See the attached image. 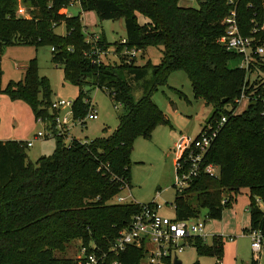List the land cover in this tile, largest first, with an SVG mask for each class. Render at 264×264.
Masks as SVG:
<instances>
[{
    "label": "trees",
    "instance_id": "1",
    "mask_svg": "<svg viewBox=\"0 0 264 264\" xmlns=\"http://www.w3.org/2000/svg\"><path fill=\"white\" fill-rule=\"evenodd\" d=\"M227 1H198V8H184L180 0H22L30 16L25 19L15 16V0H0V53L5 46L50 47L52 63L73 85L80 89L91 80L125 108L110 136L69 144L57 138L53 153L35 163L28 160L24 142L0 141V264H72L71 259L55 258V253L76 240L105 247L127 226L140 208L108 201L129 187L135 140L148 139L158 125L168 124L151 97L177 71L187 75L194 100L213 107L206 123L228 118L205 160L219 167L218 178L200 175L183 192H176L175 220L198 218L202 211L205 218L219 220L222 210L231 208L246 190L248 230L262 234L264 264V121L257 79L264 67L251 69L247 77L228 67L235 56L217 43L224 33L221 21L229 10ZM74 3L100 21L123 20L125 43L115 44L118 63H103L108 49L103 35L87 42L80 15L67 14ZM237 15L240 34L250 35L251 20L259 25L264 20V0H239ZM62 25L66 33L61 36L55 29ZM260 37L264 41V30ZM148 47L162 52L159 65L147 61L137 66L136 58L126 53ZM96 49L102 55L99 62ZM126 79L144 92L136 102ZM242 90L251 100L242 113L232 115ZM6 92L12 100L28 104L35 120L54 124L58 113L51 109L49 86L38 77L33 61L25 68L24 81ZM89 99L83 90L79 93L72 105L74 118L87 115L84 101ZM223 241L213 236L207 244L196 237L191 247L198 257L221 262ZM142 257L141 250L129 248L121 261L140 264Z\"/></svg>",
    "mask_w": 264,
    "mask_h": 264
},
{
    "label": "rangeland",
    "instance_id": "2",
    "mask_svg": "<svg viewBox=\"0 0 264 264\" xmlns=\"http://www.w3.org/2000/svg\"><path fill=\"white\" fill-rule=\"evenodd\" d=\"M195 1L189 8H198ZM68 16L80 15L82 25L85 27L86 37L90 34L103 35L108 44L107 58L103 63H118L119 57L115 53V44L125 38L123 20L100 21L94 12L83 13L78 3L67 8ZM56 34L65 35V26L55 29ZM139 51V50H138ZM122 54V52H121ZM51 48L34 46H5L0 53V141H32V147L26 148L28 160L35 163L40 157L50 156L55 147V140H33L34 136L43 131L42 125L35 120L30 106L19 100H12L6 90L24 81L25 68L33 61L39 78L47 80L50 89V101L73 102L79 93H84L92 101L97 112V119L87 121L83 127L75 126L70 132L71 139L80 142H90L96 138L110 136L118 125V117L125 113L122 105L112 102L107 92L97 89L88 81L89 85L78 88L63 75L62 69L51 61ZM264 57V54H263ZM162 52L155 47H148L136 56V65L143 66L147 61L152 66L161 63ZM240 60L233 59L228 67L235 69ZM150 78V73L146 79ZM133 101H138L144 92L138 84L130 82ZM41 98V94L38 95ZM151 101L167 117L168 124L158 125L148 139L138 138L133 143L130 153L129 187L125 188L120 197L129 196L137 204L147 205L151 202L162 207L160 214L171 220L175 219L174 188L176 179V160L178 158V145L182 141L191 143L208 122L213 113V107L207 106L201 100H194L190 81L182 71L171 73L166 86L159 87L152 95ZM246 102L235 111L242 113L246 109ZM228 110L230 108L228 107ZM68 111L65 109L63 111ZM248 195L242 190L231 208H224L219 220L205 218V212L200 213L199 219L205 223L204 232L208 236L206 243L210 244L213 235L226 236L223 241V253L220 258L222 264H251L254 257L251 250L249 236V217L246 211ZM228 236L233 240H228ZM80 242L72 241L66 245L64 252H56L55 258L73 259L78 252ZM181 264H216L217 258L206 256L198 257L194 247H187L178 255ZM257 264H263L260 255Z\"/></svg>",
    "mask_w": 264,
    "mask_h": 264
},
{
    "label": "built area",
    "instance_id": "3",
    "mask_svg": "<svg viewBox=\"0 0 264 264\" xmlns=\"http://www.w3.org/2000/svg\"><path fill=\"white\" fill-rule=\"evenodd\" d=\"M15 1L17 4L15 16L28 19L30 16L22 4V0ZM238 2L239 0L227 1L229 10L221 21L224 33L217 40V43L225 51L232 53L235 59L240 60L237 69L244 71L247 77L251 69H256L260 66L264 67V41L260 37V33L264 30V20L260 25L254 19L251 20L253 26L250 30V35L242 36L240 34L237 15ZM86 35L88 34L85 30ZM91 35L92 38L86 37L87 42H93L98 39L99 35ZM121 43H125V41L122 40ZM51 50L53 51V49ZM139 52L138 50L131 49L126 53L136 58ZM94 53L97 54V62H99V57L102 56L101 52L96 49ZM257 79L259 81L258 86H260L258 97L261 99L262 104L260 115L264 121V72L259 73ZM250 100V95H246L244 90H242L240 97L234 103L239 107L242 102H246L247 105ZM84 103L87 104L88 111L87 115L83 118L73 117V102L58 101L52 103L51 109L58 113L55 117L54 124L52 125L42 119H38V122L43 127V131L38 132L33 140H46L50 138L55 140L62 138L65 143V140L71 136L70 130L73 127H83L87 121L97 119V112L92 105L91 99L85 100ZM65 109L68 111L63 113ZM235 111L232 115L236 114ZM227 118L223 116L220 120L206 123L194 141L191 143L182 141L178 145L177 149L179 153L175 164L176 179L174 185L177 193H181L187 189L200 175L218 178L219 167L206 163L205 160L213 142L227 122ZM262 130L264 132V125ZM72 140L75 139H71L68 144ZM24 143L26 148L32 146V141H26ZM120 193L112 197L108 201V204L137 205L140 208L139 212L130 218L127 226L119 231L117 236L107 246L98 247L93 243L84 244L80 242L77 255L71 259L72 264H124L121 261V256L129 248L141 250L143 257L140 260V264H165L167 260H170L172 263L175 257L178 258V255L183 253L187 247L192 246L191 240L193 238L197 237L206 242L205 240L208 236L204 232L205 223L203 220L199 218L183 221L171 220L160 214L162 207L155 202L147 205L137 204L129 196L126 198L120 197ZM225 202L223 200L222 204ZM249 236L251 239L253 260L255 261L263 254V237L258 231L249 232ZM219 237L222 238V236ZM227 238L230 242H233L230 236ZM216 264H222V262L216 261Z\"/></svg>",
    "mask_w": 264,
    "mask_h": 264
},
{
    "label": "crops",
    "instance_id": "4",
    "mask_svg": "<svg viewBox=\"0 0 264 264\" xmlns=\"http://www.w3.org/2000/svg\"><path fill=\"white\" fill-rule=\"evenodd\" d=\"M198 0H180L179 5L184 8H189V6H193V3ZM4 142V141H3ZM32 147V146H31ZM222 236V235H219ZM223 239L226 238V236H222ZM232 243V242H230ZM224 248V247H223Z\"/></svg>",
    "mask_w": 264,
    "mask_h": 264
},
{
    "label": "water",
    "instance_id": "5",
    "mask_svg": "<svg viewBox=\"0 0 264 264\" xmlns=\"http://www.w3.org/2000/svg\"><path fill=\"white\" fill-rule=\"evenodd\" d=\"M200 4H205L207 0H198ZM227 102L226 99L222 100V103L225 104ZM172 264H181V261L178 258H174Z\"/></svg>",
    "mask_w": 264,
    "mask_h": 264
}]
</instances>
